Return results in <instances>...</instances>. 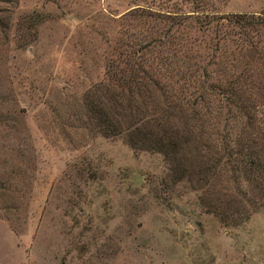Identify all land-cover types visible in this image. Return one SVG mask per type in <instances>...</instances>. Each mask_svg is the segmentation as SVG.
Listing matches in <instances>:
<instances>
[{"label": "rangeland", "instance_id": "obj_1", "mask_svg": "<svg viewBox=\"0 0 264 264\" xmlns=\"http://www.w3.org/2000/svg\"><path fill=\"white\" fill-rule=\"evenodd\" d=\"M0 8V264H264V0ZM173 54L177 67L161 69ZM139 59L161 74L147 96L124 91L145 119L166 101L171 126L212 123L199 153L221 166L206 180L93 124L88 98L97 94L116 117L127 100L108 99L103 85ZM246 137L262 167L257 190L233 181L221 146ZM235 183L246 196L227 211L239 209V224L210 210Z\"/></svg>", "mask_w": 264, "mask_h": 264}, {"label": "trees", "instance_id": "obj_2", "mask_svg": "<svg viewBox=\"0 0 264 264\" xmlns=\"http://www.w3.org/2000/svg\"><path fill=\"white\" fill-rule=\"evenodd\" d=\"M2 10L0 8L1 12H3ZM1 22L0 20V24ZM175 57L176 55L173 54L169 58H160L159 63H161L162 68L159 64L157 67L174 70L175 67L172 64L177 67V58ZM172 58L176 59V61ZM133 63L126 66L129 68L127 71L121 69L114 74L116 81L113 79V82L116 84L108 81L107 85H103V93L104 95L109 94L108 99L122 98L127 100L126 106L120 103L121 111L116 114V117L112 115L113 113H110L111 111L105 105H102L104 101H101L97 94L94 93L88 98L87 108L93 124L105 137H115L123 134L127 144L133 149L151 150L161 153L172 164L174 172H180L182 175L189 173L188 176H193L197 178L196 180H206L207 176L217 169V166H221V159L210 164L204 162L202 155L199 153L204 143V131L212 123L197 117L196 119L185 121L181 127L176 124L171 126L169 124V105H167L166 101L160 109V115L155 118L145 119V111H143L141 105L132 104L134 102L128 96L125 98L124 91H127L128 94L135 93L138 96H143V93H145L144 95L147 96L152 89L159 87L160 81L158 77L161 74L153 70L149 71L151 67L149 65L147 68L143 67L141 64L142 59ZM176 71L180 79H184V73L179 72L178 68ZM240 108L243 110V107ZM137 114L141 115L139 119L135 118ZM195 114L197 115V113ZM123 115L128 116L123 117ZM207 122L210 124H207ZM245 124L247 127L249 126L248 121ZM244 132L245 130L242 131V133ZM247 142L250 143L248 137L241 142L233 143L231 147L228 145L224 146L222 143L221 146L230 155L225 165L229 167L233 181L238 182L242 176L250 187L253 186L254 190H257L259 189V186H257L259 183H256L257 176L262 172V167H260V162L257 161V156L256 160L253 159L251 154L252 147L247 146ZM253 153L256 154L255 151ZM197 170L199 171L198 173H196ZM234 189L235 193L230 195L229 199H225L219 205L212 203V209L210 210L222 221L227 222L231 218L233 224H239L237 222L240 214L236 213L239 209L235 211L236 217H233L228 214L227 208L237 209L238 204L235 203L232 206L230 200L235 201L239 197L245 198L246 191L240 183H235ZM260 192L264 194V189L260 190Z\"/></svg>", "mask_w": 264, "mask_h": 264}]
</instances>
